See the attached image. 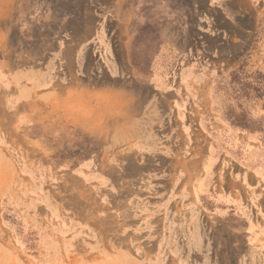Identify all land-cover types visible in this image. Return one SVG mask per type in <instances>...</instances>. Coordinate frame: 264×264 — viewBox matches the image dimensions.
I'll list each match as a JSON object with an SVG mask.
<instances>
[{
  "label": "rangeland",
  "instance_id": "obj_1",
  "mask_svg": "<svg viewBox=\"0 0 264 264\" xmlns=\"http://www.w3.org/2000/svg\"><path fill=\"white\" fill-rule=\"evenodd\" d=\"M0 264H264V0H0Z\"/></svg>",
  "mask_w": 264,
  "mask_h": 264
},
{
  "label": "clouds",
  "instance_id": "obj_2",
  "mask_svg": "<svg viewBox=\"0 0 264 264\" xmlns=\"http://www.w3.org/2000/svg\"><path fill=\"white\" fill-rule=\"evenodd\" d=\"M100 91L103 106L95 108L88 116L80 115L79 117L80 126L92 135L102 133L111 121L121 118L125 108V94L118 86L101 85ZM69 97L61 96L59 99L63 101Z\"/></svg>",
  "mask_w": 264,
  "mask_h": 264
},
{
  "label": "snow or ice",
  "instance_id": "obj_3",
  "mask_svg": "<svg viewBox=\"0 0 264 264\" xmlns=\"http://www.w3.org/2000/svg\"><path fill=\"white\" fill-rule=\"evenodd\" d=\"M205 29H207V25H205L202 30H205ZM208 34L214 36L215 35V32L209 29L208 30Z\"/></svg>",
  "mask_w": 264,
  "mask_h": 264
}]
</instances>
